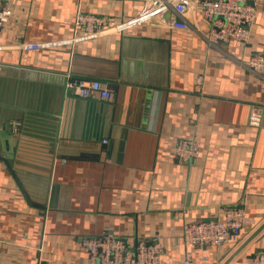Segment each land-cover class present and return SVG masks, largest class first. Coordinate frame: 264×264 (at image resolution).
Returning <instances> with one entry per match:
<instances>
[{
    "label": "crops",
    "instance_id": "1",
    "mask_svg": "<svg viewBox=\"0 0 264 264\" xmlns=\"http://www.w3.org/2000/svg\"><path fill=\"white\" fill-rule=\"evenodd\" d=\"M144 3L10 1L0 38V264H88L81 239L105 233L130 250L158 241L165 264H183V224L240 207L247 223L238 244L192 249L195 260L208 254L222 264L264 222V75L247 65L264 54V2L246 42L213 45L192 0L195 30L148 23L17 47L82 34L79 13L109 27ZM69 78L97 79L113 96L67 94ZM182 137L200 141L198 157L176 158ZM260 251L264 229L228 264H252Z\"/></svg>",
    "mask_w": 264,
    "mask_h": 264
},
{
    "label": "built area",
    "instance_id": "2",
    "mask_svg": "<svg viewBox=\"0 0 264 264\" xmlns=\"http://www.w3.org/2000/svg\"><path fill=\"white\" fill-rule=\"evenodd\" d=\"M10 1L0 0V38L2 29L12 14ZM195 2L202 13V20L210 28L211 36L208 40L213 45H219L231 40L246 42L250 35L249 27L255 21L256 7L264 0H195ZM191 4L193 5L192 0H145L137 14L109 27H103L106 21L96 15L79 13L75 23L84 30L82 34L62 40L18 42L17 47L22 50L49 48L93 38L107 28L119 32L148 23H164L179 30H195L186 17ZM197 32L202 34L199 30ZM3 47L4 45L0 44V49ZM247 63L250 70L264 75V54L251 56ZM202 82L203 76L198 75L196 83L200 85ZM65 91L83 99L93 97L110 99L113 96L112 91L97 79L69 78L65 82ZM260 120V110H253L250 115L251 123L258 125ZM200 147L198 139L182 137L176 142L174 154L178 159L192 160L200 154ZM246 223V214L240 207L227 209L223 220L186 221L182 233L186 253L182 263L221 264L220 261L211 259L208 254H202L195 260L192 249L203 245H236L242 239ZM80 244L89 255L88 264H165L158 241H140L133 250H130L125 238L105 233L101 236L83 237ZM252 264H264V251L253 256Z\"/></svg>",
    "mask_w": 264,
    "mask_h": 264
},
{
    "label": "water",
    "instance_id": "3",
    "mask_svg": "<svg viewBox=\"0 0 264 264\" xmlns=\"http://www.w3.org/2000/svg\"><path fill=\"white\" fill-rule=\"evenodd\" d=\"M168 17V15H166ZM264 229V222L247 238L235 251L230 255L228 259H226L222 264H228L229 261L248 243L250 242L255 236H257L262 230Z\"/></svg>",
    "mask_w": 264,
    "mask_h": 264
}]
</instances>
